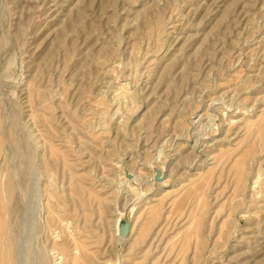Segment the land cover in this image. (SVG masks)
I'll return each mask as SVG.
<instances>
[{
	"label": "rangeland",
	"instance_id": "1",
	"mask_svg": "<svg viewBox=\"0 0 264 264\" xmlns=\"http://www.w3.org/2000/svg\"><path fill=\"white\" fill-rule=\"evenodd\" d=\"M0 264H264V0H0Z\"/></svg>",
	"mask_w": 264,
	"mask_h": 264
},
{
	"label": "water",
	"instance_id": "2",
	"mask_svg": "<svg viewBox=\"0 0 264 264\" xmlns=\"http://www.w3.org/2000/svg\"><path fill=\"white\" fill-rule=\"evenodd\" d=\"M157 175L155 176V181L156 182H160L161 181V173L160 170H158L157 168H155ZM167 173L165 172V175ZM130 177V176H128ZM131 225H132V216L130 213H125L123 214V216L120 219L119 222V227H118V235L121 239L126 240L128 237V234L130 233V229H131Z\"/></svg>",
	"mask_w": 264,
	"mask_h": 264
},
{
	"label": "bare ground",
	"instance_id": "3",
	"mask_svg": "<svg viewBox=\"0 0 264 264\" xmlns=\"http://www.w3.org/2000/svg\"><path fill=\"white\" fill-rule=\"evenodd\" d=\"M250 124H251V123H250ZM252 127H253V126H252ZM241 129H242V128H241ZM164 171H165V170H164ZM128 175H129V174H128ZM128 175H126V176H128ZM127 178H128V177H127ZM124 179H125V178H124ZM240 179H241V178H240ZM116 222L118 223V221H116ZM117 223H116V224H117ZM134 227H135V225H134ZM119 230H120V229H119ZM248 238H249V237H248Z\"/></svg>",
	"mask_w": 264,
	"mask_h": 264
}]
</instances>
